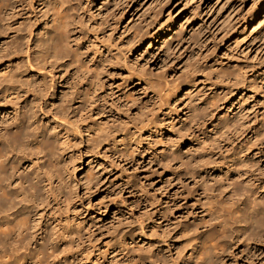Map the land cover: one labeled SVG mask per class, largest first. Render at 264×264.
<instances>
[{
	"label": "rangeland",
	"instance_id": "obj_1",
	"mask_svg": "<svg viewBox=\"0 0 264 264\" xmlns=\"http://www.w3.org/2000/svg\"><path fill=\"white\" fill-rule=\"evenodd\" d=\"M255 1L264 3L95 0L102 10L86 14L78 43L85 63L68 78L70 86L48 69L32 73L23 55L6 62L10 73L19 71L24 97H30L25 81L38 80L42 90L36 96L46 102L40 123L48 120L77 155L76 172L68 165L73 173L69 198L52 200L42 211V224L75 226L79 264H103L127 236L148 264H195V251L189 246L201 231L199 197L195 198L191 180L172 175L166 160L189 147L188 143L171 146L191 114L185 95L188 85L198 114L201 102H211L225 89L231 92L230 102L236 103L232 111H228L232 104L225 103L220 116L239 115L241 108L236 106L244 103L243 113L251 121L262 120L264 14H254ZM125 7L128 15L121 18L118 12ZM112 14L117 16L113 19ZM141 28L146 34L139 42L135 35ZM168 29L172 35L162 44L179 32L183 45L165 54L156 41L155 51L146 52L152 36L162 30L165 36ZM217 69L233 73V80L222 84ZM91 77L99 90L90 103L89 96L79 98ZM179 86L184 88L178 90ZM53 87L60 102L50 108ZM62 110L70 121H78L82 135L72 125L55 120ZM235 264H264V260L242 259Z\"/></svg>",
	"mask_w": 264,
	"mask_h": 264
},
{
	"label": "bare ground",
	"instance_id": "obj_2",
	"mask_svg": "<svg viewBox=\"0 0 264 264\" xmlns=\"http://www.w3.org/2000/svg\"><path fill=\"white\" fill-rule=\"evenodd\" d=\"M94 4L95 0H0V264H79L75 226L42 224V211L52 200L58 196L69 198L73 173L68 165L76 172L77 155L67 146V137L48 120L40 123L46 102L36 96L42 90L38 80L25 81L30 97H24L17 80L19 71L10 73L11 65L6 62L23 55L32 73L48 69L63 81L67 79L65 84L70 86L68 78H73L85 63L78 46L79 34L86 14L100 2ZM255 4L254 14H264V3ZM127 9L118 15L124 18ZM116 16L112 14L113 19ZM163 33L159 31L157 37ZM145 34L141 28L135 40L141 42ZM170 35L171 29L161 40L153 35L146 52L152 54L156 49L153 42L162 44ZM183 41L184 36L178 32L159 48L165 54L172 53ZM216 71L222 84L235 76L227 70ZM86 85L79 99L89 96V102H94L98 84L91 77ZM186 87L191 114L183 128L176 131L171 146L188 143L189 147L187 151L179 149L180 153L167 159L166 165L178 180L183 176L191 180L195 198L199 197L196 204L200 205L202 222L198 240L189 246L195 251L193 260L195 264L262 261L264 114L262 120L251 121L243 113L244 103H238L239 115L233 112L220 116L225 103L232 104L228 111L236 103L230 102L231 92L225 89L217 92L211 102H201L202 112L198 114L193 110V88ZM51 94L47 102L50 108L60 102L56 88H51ZM78 111L75 107V115ZM67 114L62 110L54 118L72 125L82 135L78 121L71 122ZM194 143L197 145L192 148ZM134 245L132 238L125 237L116 251L110 250L103 264H148V258L135 251Z\"/></svg>",
	"mask_w": 264,
	"mask_h": 264
}]
</instances>
